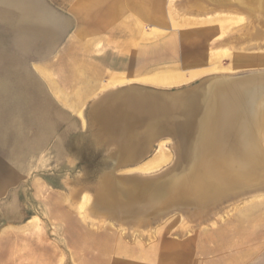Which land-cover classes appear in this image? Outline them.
I'll return each mask as SVG.
<instances>
[{
	"label": "rangeland",
	"instance_id": "obj_1",
	"mask_svg": "<svg viewBox=\"0 0 264 264\" xmlns=\"http://www.w3.org/2000/svg\"><path fill=\"white\" fill-rule=\"evenodd\" d=\"M83 1L0 0V264H105L119 254L118 245L136 243L170 254L189 253L180 264H264V190L242 193L245 197H236L238 201L232 196L193 218L190 210L145 221L97 213L105 174L157 177L173 167L177 138L161 135L138 160L120 163L119 139L108 141L100 125L92 124L94 106L108 94L122 92L126 98L135 90L145 99H164L189 95L206 81L264 77V35L259 37L252 26L259 38L244 37L249 26L245 12L223 9L218 2L197 10L191 0H136L161 30L151 20L135 36L121 19L111 27L82 18L87 11ZM114 1L99 2L102 14L116 11L110 7ZM22 3L50 7L59 18L49 28L41 27L37 17L33 24L31 14L20 16ZM67 47L73 70L81 67L85 78L99 80L88 83L89 91L71 110L29 65L39 61L49 67L55 85L63 88ZM161 78L165 81H156ZM71 100H76L73 94ZM160 155L171 159L146 171Z\"/></svg>",
	"mask_w": 264,
	"mask_h": 264
},
{
	"label": "bare ground",
	"instance_id": "obj_2",
	"mask_svg": "<svg viewBox=\"0 0 264 264\" xmlns=\"http://www.w3.org/2000/svg\"><path fill=\"white\" fill-rule=\"evenodd\" d=\"M217 2L223 4V9L245 12L249 26L246 24L244 37L264 35V0H191L190 5L202 10ZM120 8L134 12L130 19L134 20L136 33L140 34L146 22L152 20L141 15L140 5L122 4ZM244 16L237 15L238 20L243 21ZM153 23L157 31L161 30L157 21ZM252 26L258 28L255 30L259 37L254 36ZM155 31L151 32L155 34ZM159 80L165 81L164 78L156 81ZM131 91L126 98L122 92L103 97L92 111L95 123L90 122L100 125L101 135L108 141L119 139L120 163L138 160L139 154L147 153L161 135L177 138L173 147L176 158L171 169L154 178H119L105 174L97 191L94 207L97 213L116 220L145 221L149 216L172 210L180 214L184 211L186 215L190 210L193 218L232 196L238 201L244 193L251 195L264 190V77L244 82H231L225 78L213 83L206 81L189 95L164 99H154L148 94L151 98L145 99V95L143 98L141 92L135 90L132 91L133 99ZM82 95V89L75 90L76 100L71 102L72 107L80 102ZM162 119H167V123ZM169 158L160 155L150 161V168L145 170L161 168ZM161 242L174 248L172 242L165 239ZM117 249L119 254L105 264H154L156 258L159 264H168L164 263L168 258L174 260V264H180L190 258L189 253L170 254L155 248L144 249L138 243L132 247L118 245ZM105 251L108 253V247ZM124 253L126 255H121Z\"/></svg>",
	"mask_w": 264,
	"mask_h": 264
},
{
	"label": "crops",
	"instance_id": "obj_3",
	"mask_svg": "<svg viewBox=\"0 0 264 264\" xmlns=\"http://www.w3.org/2000/svg\"><path fill=\"white\" fill-rule=\"evenodd\" d=\"M83 2H84L83 6L87 9V11L85 10L81 14V17L84 18L85 20L94 21L96 25L101 23V25L107 24V25H110L111 27H114L115 25L117 26L120 25L119 19H121L122 21L128 24V27L130 29H133V32L135 33V36H136L137 33H136V26H135L134 20L130 19V15H133L134 12H131L125 8H120V5L122 4H131L135 6L137 5L136 0H115L113 4H110V7H112V9L114 8L116 11L114 10H112L111 12L107 11V13L104 12L103 14L101 12L102 10L100 9V6L102 3L99 4V2H103V0H98V1L97 0H84ZM144 6L147 7L146 5ZM20 7L21 8L20 10H18V12L22 18L25 17V15L28 16L31 14L32 21H33L32 23L33 24L35 23V19L37 17L40 26L44 28H49L54 22L56 23L57 19L59 18L56 11H54L50 7H45L43 5L39 6V5L32 4L30 6L27 5L24 7L22 3ZM148 7L150 6L148 5ZM149 9L150 8H148V11ZM141 15L149 19L148 21H150L151 16L149 14H146L144 10L141 11ZM145 28H146V25H145ZM78 35L81 37L82 32H80ZM91 40L92 39L88 40V42H90ZM69 54H70V49H68L67 47L64 51L65 61L63 62V65H67L69 67L66 72H63V74L60 75V76H63L61 81L65 83L63 88L62 87L59 88L57 87V85H55V78L52 77V73L49 67H45L43 63L39 61L31 62L29 65L31 68H34L38 72L42 80L48 83L49 89L54 92L55 98H57L58 101L64 107L71 110L72 109L71 95L73 94V92L76 89H83L84 90L83 93L85 95L87 91H89L90 86H91V85H88V83H99V80H98V77L96 76L93 78H89V79L85 78L83 69L81 67L80 68L76 67L73 70V68L71 67L70 58H68ZM66 59H68L69 62L66 61ZM79 65L81 66L82 64H79ZM118 67L119 66L117 65L115 69H117ZM72 82H76L74 88L72 87ZM72 88L74 90L71 93ZM60 93L62 94V96H60Z\"/></svg>",
	"mask_w": 264,
	"mask_h": 264
},
{
	"label": "water",
	"instance_id": "obj_4",
	"mask_svg": "<svg viewBox=\"0 0 264 264\" xmlns=\"http://www.w3.org/2000/svg\"><path fill=\"white\" fill-rule=\"evenodd\" d=\"M233 97V96H232Z\"/></svg>",
	"mask_w": 264,
	"mask_h": 264
}]
</instances>
